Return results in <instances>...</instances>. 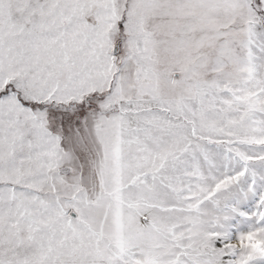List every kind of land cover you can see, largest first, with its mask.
<instances>
[{"label": "snow or ice", "instance_id": "1", "mask_svg": "<svg viewBox=\"0 0 264 264\" xmlns=\"http://www.w3.org/2000/svg\"><path fill=\"white\" fill-rule=\"evenodd\" d=\"M0 264H264V0H0Z\"/></svg>", "mask_w": 264, "mask_h": 264}, {"label": "rangeland", "instance_id": "2", "mask_svg": "<svg viewBox=\"0 0 264 264\" xmlns=\"http://www.w3.org/2000/svg\"><path fill=\"white\" fill-rule=\"evenodd\" d=\"M243 208V210L251 212L253 210L254 207V202L253 201H248L246 204L241 206ZM231 231L233 233V235L235 236V234L237 233V231H244L247 230V224L246 223H242V218L241 217H235L231 220Z\"/></svg>", "mask_w": 264, "mask_h": 264}]
</instances>
